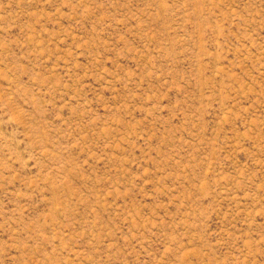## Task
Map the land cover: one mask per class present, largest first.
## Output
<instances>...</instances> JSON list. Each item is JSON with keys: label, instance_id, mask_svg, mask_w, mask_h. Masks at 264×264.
I'll use <instances>...</instances> for the list:
<instances>
[{"label": "rangeland", "instance_id": "rangeland-1", "mask_svg": "<svg viewBox=\"0 0 264 264\" xmlns=\"http://www.w3.org/2000/svg\"><path fill=\"white\" fill-rule=\"evenodd\" d=\"M0 264H264V0H0Z\"/></svg>", "mask_w": 264, "mask_h": 264}]
</instances>
